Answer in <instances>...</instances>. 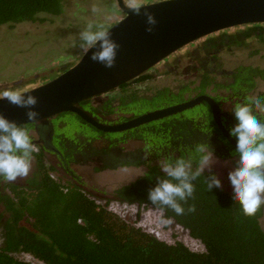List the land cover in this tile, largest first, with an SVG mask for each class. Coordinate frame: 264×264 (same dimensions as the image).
<instances>
[{"label": "trees", "instance_id": "1", "mask_svg": "<svg viewBox=\"0 0 264 264\" xmlns=\"http://www.w3.org/2000/svg\"><path fill=\"white\" fill-rule=\"evenodd\" d=\"M63 1L0 0V25L35 21L41 13L59 15L64 10ZM141 76L137 79H142ZM227 76L228 80L222 83L217 77L204 73L196 88L190 85L178 91L163 88L153 97L134 94L121 98L119 106L165 107L185 100L189 90L202 95L211 84L215 90L221 86L232 88L233 104L244 102L251 96L249 93L256 87L257 80H264V67L241 65ZM129 84L121 87L126 89ZM257 96L264 97V91ZM91 100L82 101L81 105L84 109L90 107L93 113L107 115L116 108L112 99L97 106H93ZM221 112L229 132L237 121L231 110ZM76 116L98 133L74 140L66 158L72 155L74 164H94L96 170L148 166L139 178L117 187L111 200L162 211L165 218L173 219L192 238L200 241L204 250H192L182 241L162 240L111 210L107 203H99L82 186V177L72 169L69 161L66 171L74 182L63 183L52 175L56 171L54 165L37 158V169L24 184L8 182L2 186L0 177V204L7 214L3 223L0 264H32L17 258L16 252L30 254L44 264H264V228L260 221L264 206L254 216H244L233 200V193L223 188L207 190L204 181L210 174L208 171L193 182L195 198L186 204L181 202L184 215H176L169 208H155L148 199L157 177L163 176L160 160L181 156L187 159L194 155L199 143L210 144L220 158L231 157L234 153L235 146L218 127L208 103L196 106L192 115L183 112L120 133L101 131ZM259 118L264 121V116ZM131 139L141 142V146L127 150L123 144ZM96 140L101 143H94ZM192 204L196 211L188 212Z\"/></svg>", "mask_w": 264, "mask_h": 264}, {"label": "rangeland", "instance_id": "2", "mask_svg": "<svg viewBox=\"0 0 264 264\" xmlns=\"http://www.w3.org/2000/svg\"><path fill=\"white\" fill-rule=\"evenodd\" d=\"M63 3L64 10L59 15L41 13L35 21H23L13 26L0 25V88L23 83L27 84H23L20 88L25 86L33 88L55 79L84 55L78 46V38L79 32L89 22L105 21L107 17L105 22L109 30L125 16L118 5V0H64ZM93 4L101 10L98 14L92 12ZM251 46V48L247 47L246 49L240 46L236 47L231 49L228 54L220 53V68L231 71L241 65L264 67V43L253 42ZM188 63L191 62L184 60L183 66L178 69L180 74L175 78L167 75H156L145 82L137 81V79L134 81L135 83L131 84L130 89H132L131 91H139L138 93L142 95H151L157 89L163 88H169L173 91H178L186 85L196 88L200 82L197 73L189 72L188 69L186 72L183 71ZM207 90L210 95L217 94L216 91ZM263 91L264 80L259 79L256 87L249 94L257 96ZM186 93V97L198 95L196 90H189ZM125 95L126 93L116 90L93 98V103L98 105L106 99H113L118 104ZM157 108L155 106L142 107L134 113L140 115ZM193 109L186 110L184 114L187 116L192 115ZM62 119L67 122L63 132L69 138L75 137L79 132L82 135L81 137L85 138L98 133L93 127L82 123L74 114H67ZM82 132L85 134H82ZM123 146L127 150H132L140 147L141 142L130 141L123 144ZM216 157L219 162L213 165L212 172L220 178L222 188L233 193L228 174L235 167V157L231 156L228 159ZM36 169L37 165L32 162L29 176L25 179H18L17 182L23 184L26 179L33 175ZM72 169L82 177V184L99 203H107L111 210L129 222L143 227L169 243L182 241L192 250H204V246L200 241L192 238L189 232L173 219L165 218L162 211L111 200L117 187L139 178L148 170V166H126L116 169L96 170L94 164H74ZM53 175L54 178L63 183H70L71 181L70 175L65 172H54ZM108 200L110 201L108 202ZM6 218L7 214H5L4 207L0 204V247L4 243L3 223ZM260 221L264 228V215ZM14 255L32 264H44L24 252H16Z\"/></svg>", "mask_w": 264, "mask_h": 264}, {"label": "water", "instance_id": "3", "mask_svg": "<svg viewBox=\"0 0 264 264\" xmlns=\"http://www.w3.org/2000/svg\"><path fill=\"white\" fill-rule=\"evenodd\" d=\"M118 5L125 16L109 29L112 38L121 45L113 68L93 62L90 57L95 49H92L60 76L30 88L31 94L39 98L35 106L40 113L38 122L28 121L27 109L7 100H0V113L21 125H45L52 117L71 112L101 131L118 133L183 113L206 102L218 127L236 147V140L223 124L219 104L207 94L114 124L97 120L81 102L134 80L178 49L202 37L239 25L264 23V0H159L147 3L144 4L147 11L154 13L158 21L152 33L146 31V17L131 13L123 0H118Z\"/></svg>", "mask_w": 264, "mask_h": 264}, {"label": "clouds", "instance_id": "4", "mask_svg": "<svg viewBox=\"0 0 264 264\" xmlns=\"http://www.w3.org/2000/svg\"><path fill=\"white\" fill-rule=\"evenodd\" d=\"M123 3L131 13L146 17V31L154 32L158 21L154 13L147 11L143 0H123ZM91 10L94 14L101 11L95 4ZM105 21L89 22L79 32L78 46L84 55L95 49L90 59L110 69L116 65L121 45L112 38ZM31 93L28 86L0 88V100L27 109L28 121L38 122L40 113L35 106L39 98ZM231 112L237 123L229 132L236 139V147L233 153L235 167L229 172L228 180L233 187L234 202L239 204L244 216L252 217L264 206V121L259 118L264 116V97L248 96L244 102L235 103ZM38 152L39 148L26 127L0 113V177L9 183L27 178L32 169L33 154ZM147 157L146 153L145 159ZM218 162L210 144L205 143L197 144L194 155L187 159L181 156L174 160H160L163 176L157 177L156 186L149 190L148 199L155 208H169L176 215H184L185 208L181 202L186 204L189 199L195 198L193 182L204 175L205 170L210 173L204 181L207 190L211 192L213 188H222L220 178L212 173L213 165ZM187 211L195 212V204Z\"/></svg>", "mask_w": 264, "mask_h": 264}, {"label": "flooded vegetation", "instance_id": "5", "mask_svg": "<svg viewBox=\"0 0 264 264\" xmlns=\"http://www.w3.org/2000/svg\"><path fill=\"white\" fill-rule=\"evenodd\" d=\"M151 2H154V1L143 0L144 4L145 3H151ZM253 42L260 43V44L264 43V23L244 24V25H239V26H235L232 28L219 30L217 32H214L210 35L202 37V38H200L194 42H191V43L185 45L184 47L178 49L177 51H175L174 53L169 55L167 58L162 60L160 63H158L157 65L152 67L148 72L144 73L141 76L142 79L137 80V78H138L137 77L134 80L129 81L130 84L128 85V87L126 89H123L120 86L117 89H114L110 92L120 90L123 93H126L125 97H129V96L134 95V94L143 96L142 94L138 93L139 91H135V90L131 91L132 90V89H130L131 84L135 83L134 82L135 80H137V81L140 80L142 82H145L149 79L154 78L156 75H158V76H166L167 75V76H171V77L175 78V77H177V75L180 74V73H178V69L183 66L184 60H188L191 63H188L184 67L183 71L186 72L188 69L189 72L192 71V73H197L198 78H200L199 84L201 83V77L204 73H208L210 76L217 77L216 80L218 82L221 81L222 83H225L228 80L227 73L229 71L228 70H222L220 68L221 63H220V55L219 54L220 53L228 54L231 51V49H234V48L239 47V46L242 47L243 49H246L247 47L251 48L252 47L251 43H253ZM143 76H144V78H143ZM23 84H25V83H23ZM23 84H16V85L9 86V87H13V88L21 87ZM197 86H199V85H197ZM4 88H8V86H6ZM192 88H194V87H192ZM207 89H211L212 91H216L217 94L216 95H210L209 93H207V91H208ZM207 89H206L205 93H202V94L210 95L215 100H217L216 102H218V104L221 108V111L222 110H231L232 105H234L233 104L234 93L232 92L233 91L232 88L221 86L215 90L214 84H211L210 86L207 87ZM158 90L159 89H157L151 95H144V96L153 97L156 95V92ZM110 92H108V93H110ZM186 94L187 93H185V100H183L182 102L199 96V95H197L195 97H193V96L186 97ZM103 95H105V94H103ZM103 95H100V96H103ZM125 97H123V98H125ZM91 99H92L91 100L92 105L97 106L93 103V98H91ZM107 100L108 99L104 100L103 102H101L99 104H102ZM120 102H121V99H120L118 104H116V102H115L116 108L114 109V112L107 114V115H102V113H99V112L93 113L91 111L90 107H87V108H89L87 110H89L93 115H95L97 120L103 121V122H109L112 124L121 123V122L130 120L136 116H139V115L134 113V111L139 110V108H134L132 106L120 107L119 106ZM178 103H181V102H178ZM175 104H177V103H174L172 105H175ZM169 106H171V105H169ZM151 107H153V106H151ZM160 108H163V107H160ZM157 109H159V108H157ZM65 116H66L65 113L64 114L61 113L55 117H52L50 119V123H48V124L44 125V124L28 123V124H25V127L28 130L32 141L39 148V152L33 154L34 159L32 162L37 165V158H44L48 164L55 166V168H56L55 172H65L66 174H68V172L66 171V165L68 164V161H69L71 167H73L74 163L72 161V155H71V157L66 158L67 157L66 152L68 151V148L70 147L71 143L74 140H76L77 138L81 137L82 135H80V132H79V134L76 135L75 137L69 138L66 136V134H64L63 131H64V127L67 126V122L62 118H64ZM132 129H134V128H132ZM129 130H131V129H129ZM126 131H128V130H126ZM118 133H120V132H118ZM82 134H85V133L82 132ZM131 140L135 141L134 139H131ZM94 143L100 144L101 141L96 140V142H94ZM228 158H230V157H228ZM228 158H225V159H228ZM53 173H52V175H53ZM70 177H71V181L74 182L73 177L71 175H70ZM7 183L8 182H5L2 178V186L4 184H7ZM11 183L20 184L17 181L11 182ZM82 186L86 189L84 184ZM6 190L8 191V188Z\"/></svg>", "mask_w": 264, "mask_h": 264}]
</instances>
